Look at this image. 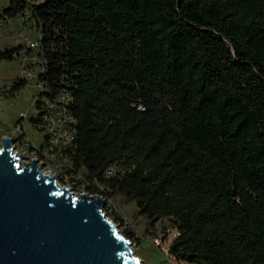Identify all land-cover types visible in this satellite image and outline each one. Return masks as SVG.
Returning <instances> with one entry per match:
<instances>
[{
  "label": "trees",
  "instance_id": "obj_1",
  "mask_svg": "<svg viewBox=\"0 0 264 264\" xmlns=\"http://www.w3.org/2000/svg\"><path fill=\"white\" fill-rule=\"evenodd\" d=\"M25 13L42 94L71 96L72 180L167 219L178 262L264 264V0H10L0 21Z\"/></svg>",
  "mask_w": 264,
  "mask_h": 264
},
{
  "label": "water",
  "instance_id": "obj_2",
  "mask_svg": "<svg viewBox=\"0 0 264 264\" xmlns=\"http://www.w3.org/2000/svg\"><path fill=\"white\" fill-rule=\"evenodd\" d=\"M0 149V264H139L106 216L102 195L61 187L4 136Z\"/></svg>",
  "mask_w": 264,
  "mask_h": 264
},
{
  "label": "rangeland",
  "instance_id": "obj_3",
  "mask_svg": "<svg viewBox=\"0 0 264 264\" xmlns=\"http://www.w3.org/2000/svg\"><path fill=\"white\" fill-rule=\"evenodd\" d=\"M34 1V0H31ZM10 5V0H0V12ZM25 16L21 15L15 19L0 21V50L6 47L19 46L23 43L24 36L33 41H38L40 33L34 26L26 25ZM15 60L0 61V149L3 146V137L10 136L15 141V150L19 155H28L25 160H31V152L34 148L40 147L42 152H47L45 171L47 173L59 174L58 183L61 187H71L76 193H92L88 190L83 179L72 180L65 170L67 160L64 152L45 151L46 130H42L37 123L30 118L36 115L35 98L38 88L34 82H29L20 91L10 93V85L13 80L26 73L28 67H33L35 72L39 71V64L34 63V58L38 57L39 50H29L24 47ZM2 90H7L2 94ZM49 169L51 171H49ZM96 186L104 189L103 185L97 183ZM103 196L106 203L103 211L119 230V233L131 242L133 256L141 261L139 264H189L178 262L169 254V246L178 234L177 230L167 219H162L151 226L145 216L138 214V208L134 201H128L120 194H110ZM108 208V210H107ZM118 217L122 218L119 222ZM127 232L134 233V238L129 237Z\"/></svg>",
  "mask_w": 264,
  "mask_h": 264
},
{
  "label": "built area",
  "instance_id": "obj_4",
  "mask_svg": "<svg viewBox=\"0 0 264 264\" xmlns=\"http://www.w3.org/2000/svg\"><path fill=\"white\" fill-rule=\"evenodd\" d=\"M23 15L25 16L24 21L27 24H30L28 20L29 14L25 13ZM22 44L25 45V47H27L29 50H40V40L33 41L27 36H24ZM21 54V51H19L15 53V56L17 57ZM34 63L39 64V71L35 72L33 67H28L26 69V73L22 76H19V78L26 80L27 84H29V82H34L35 87L38 88V94L34 103L37 104L38 100H41V109H36L35 114L38 116L39 112L42 111L41 120L39 121L38 126L42 130H46V141L43 149L52 153L56 152L57 150L64 152L65 149L74 147L77 137L78 122L76 117L69 110L71 96L68 92H61L52 97L43 95L42 92L44 91L45 86L43 82L40 81L39 77L40 74L45 72V66L39 55L38 57L34 58ZM7 88H10V86H7ZM40 149V147L34 148L31 152V155H29V157L31 156V160L26 161L31 162L32 158H34L37 160L38 165H40L42 162L43 164L41 165L46 166L47 152H42ZM27 157L28 155H26V158ZM64 167H66V165ZM49 171L51 170L49 169ZM107 173L108 175H112L113 169H109Z\"/></svg>",
  "mask_w": 264,
  "mask_h": 264
}]
</instances>
